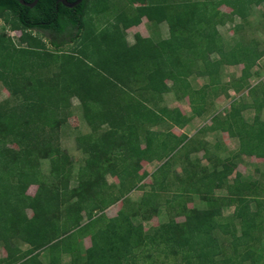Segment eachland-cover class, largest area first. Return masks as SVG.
Returning a JSON list of instances; mask_svg holds the SVG:
<instances>
[{"label": "trees", "instance_id": "obj_1", "mask_svg": "<svg viewBox=\"0 0 264 264\" xmlns=\"http://www.w3.org/2000/svg\"><path fill=\"white\" fill-rule=\"evenodd\" d=\"M219 1L227 4L230 12H222ZM219 1L187 2L168 8L153 0H133L136 13L128 16L122 12L125 28L141 24L146 17L155 22L169 20L178 34L174 30L170 39L158 45L137 34V42L128 45L116 31L102 34L89 29L87 14L92 8L98 12L100 2L83 0L68 7L59 0H38L31 7L20 0H0V19L23 30V41L27 43L12 51L9 40L0 34V79L12 95L24 98L13 111L0 112V242L8 251L5 264H63V254L71 255L70 264H137L140 248L150 258L153 249L160 250L166 258L176 257L171 264H264V181L248 180L237 172L229 182L237 167L233 162L236 157L245 154L264 161V86L256 95L253 122H247L242 115L249 104L235 100L228 117L213 116L212 125L205 129H222L238 137L240 147L233 157L213 155L208 142L196 144L187 134L172 131L174 127L184 129L193 117L208 112L210 100L220 94L229 95V90L243 92L254 75L253 68L264 57L259 41L239 40L228 48L217 29V23L223 24L234 16L245 20L252 6L264 0ZM42 38L49 42L50 49ZM71 42L78 44L76 53L63 55L56 51ZM56 63L57 72L51 70L48 78L35 77ZM227 65H243L242 74L224 82L221 72ZM29 69L32 76L26 75ZM20 74L25 76L18 79ZM132 74L142 76L145 84L137 88L127 85ZM194 75L208 82L194 89L190 82ZM137 89L149 92L150 97L133 96ZM169 92L189 97L191 117L179 107L155 109L147 104L150 100L157 105ZM70 94L80 97L91 121L94 117L105 118L112 125L85 148L90 157L80 170L77 185L66 180L52 189V184L40 176L38 165L40 157L52 153L53 138L44 126L56 121L51 114L66 106ZM63 96L64 103L60 104ZM164 124L165 130L154 128ZM9 143L17 148H11ZM202 146L203 157L217 167L204 169L201 178H197L195 167L199 165L194 162L183 170L185 175L174 172L179 184L173 198L167 201L172 207L178 204L177 212L185 216L184 221L172 218L151 231L134 222L139 209L146 212L144 219L148 220L158 213L160 196L170 187L167 176L172 165L183 159L189 161ZM110 155L120 162L108 167L103 158ZM143 161L162 162L149 174L153 180L145 191L141 188L145 179L141 174ZM107 173L120 178L119 195L107 192ZM32 184L38 185L34 195L28 193ZM224 187L228 194L216 196L215 190ZM138 189L143 190L138 206L137 202H128L117 216L109 218L105 214L109 206ZM196 194L203 196L208 207L187 205L186 199ZM227 205L235 207L230 216L223 214ZM62 206L66 214L59 217ZM83 212L88 217L86 222ZM81 235L91 238L84 255L79 247ZM13 237L29 244L30 249L22 251L12 242ZM227 241L231 243V253H226ZM47 249L50 258L43 262L39 255Z\"/></svg>", "mask_w": 264, "mask_h": 264}, {"label": "rangeland", "instance_id": "obj_2", "mask_svg": "<svg viewBox=\"0 0 264 264\" xmlns=\"http://www.w3.org/2000/svg\"><path fill=\"white\" fill-rule=\"evenodd\" d=\"M133 0H90L92 2H100L98 5V12H95L96 8H92L87 14V20L89 22V29L91 31L102 33L105 31L115 32V34L122 36L128 45H133L137 42V34H140L144 38H149L155 44H160L165 40L171 38L173 31L178 34L177 29L171 28V23L168 21L155 22L149 21L146 17L143 18V22L139 25H133L129 28H125L123 26L122 20V12H125L129 15H134L136 13L135 7L133 6ZM149 1V0H148ZM219 0H153V3L163 4L164 7L176 6L178 4H183L187 2H198L200 4L209 3V2H218ZM105 3V4H104ZM104 4V6H103ZM138 4V3H136ZM132 5V6H131ZM218 5L220 6V10L222 12H230L231 8L225 4L223 1H219ZM103 7L107 9H103ZM210 7V5H209ZM215 21L216 18H215ZM238 25L240 27H238ZM116 29V30H115ZM217 29L219 33L223 36L225 40V45L228 48L234 46L239 40L250 41L257 40L261 43V48H264V3L260 5H253L251 9V14L245 20L234 16V18L227 19L225 23L220 24L217 23ZM0 34L4 36L6 40H9L11 43V50L21 48L27 46V43L23 41L24 31L14 28L12 23H6L3 19H0ZM103 34V33H102ZM114 34V33H113ZM44 42H46L47 47L50 49L51 45L47 40L42 38ZM77 43H65L61 46L60 49H56L59 54H69V52L76 53ZM59 63L53 64L50 68H46L41 70L35 77L37 78L39 75L45 76L44 78H48L49 72L51 70L58 71ZM243 65H227L222 69V77L224 82H230L232 78L239 77L242 74ZM254 75L249 79V83L243 92H235L231 90L230 95L226 96L224 93L220 94L215 98V101L211 102L208 106V112H205L200 118H197L196 122L191 126H187V129L180 130L176 129V132L182 134V132H187V134L195 133L194 140L196 144L203 142H208L210 152L213 155H219L222 158L231 154L230 151L227 150H218L214 142L217 138H220L221 141L225 143L223 140V136L220 131L214 133H207V126L212 125L213 116L220 115L224 117H228L229 111L231 110V103L236 100V102H243L249 104V108H246L242 111V115L246 121L253 122L255 115L257 113L256 109V95L262 92V87L264 86V57L259 60L257 65L253 68ZM26 75L32 76L31 70L26 71ZM23 74L18 75V79H21ZM131 81L127 83L130 87L134 86L137 88L142 84H145L146 80L142 78V76H138L132 74ZM191 80L196 87H201L204 83L208 82L207 78H198L195 75L191 77ZM169 85H172L171 80H167ZM132 84V85H131ZM251 89V90H250ZM63 94V93H62ZM58 95H61L58 93ZM133 96L136 97H150L149 92L140 89L133 93ZM23 96L21 94L12 95V93L7 89L6 85L0 79V112L2 111H13L17 108V106L23 102ZM65 97L63 96V100L58 101L60 104L64 103ZM66 106H63L58 112L52 113L51 115L56 117L55 122H49L44 126V129L47 130L49 136L53 138V145L51 147V155L47 157H40L39 160V169L41 171L42 179L47 180L52 184V189L55 186H59L64 181H69L72 186L77 185L80 175V170L87 163L90 154L86 151V147L90 146L93 139L98 136L103 135L104 132L111 130L112 122L109 119L105 118H97L94 117L93 121L87 116L86 111L82 105V101L80 97L76 94H70L69 97H66ZM146 102V101H145ZM147 104L151 108L158 109L163 106L170 105L171 107H180L185 112H191V105L189 102V97H178L175 92L166 93L163 95V99L156 105L150 100L147 101ZM96 107V106H95ZM97 108V107H96ZM100 108V107H99ZM221 112V113H219ZM124 114V113H123ZM50 116V117H52ZM124 119H129L122 115ZM113 118V117H112ZM111 118V119H112ZM261 118L264 119V109L261 111ZM55 119V118H54ZM97 128V129H95ZM156 130H165L167 126L161 125L154 127ZM226 141H229L230 135L225 134ZM41 137L43 135L41 134ZM142 145L145 144V139L142 138ZM11 148H17L16 144L9 143ZM202 148L200 152L193 153L191 157H189V161L181 160V162L175 163L172 165V171L168 174L167 180L169 181L170 187L169 190L162 193L160 196V208L157 214L153 215L151 219H144V215L146 212L141 213L140 209L137 216L133 217L134 222L142 223L146 231H151L155 227L159 226L163 222H167L170 219L174 218L178 222H182L185 219V216L182 213H178V204L176 207H172L168 205V200L173 198L175 191L177 190L178 180L174 177V172H177L179 175H185L184 169L186 166H189L191 162L195 164L198 163V167H195L197 178H201L205 171L204 169L211 170L217 167L214 164V161L208 160L206 157H203V152L205 146ZM220 148V147H219ZM245 158L249 161L245 163ZM242 165L240 166V170L244 172L245 177H252L255 180L264 181V161L257 157H253L252 160L249 159V156L241 155L238 159L240 162L242 161ZM105 164L108 167H112L115 163H117L120 159L115 158L110 155V158H103ZM120 162V161H119ZM58 164L57 167L55 164ZM162 162L153 161V162H142L141 174L145 175V179L141 182L143 183L142 189L149 190L152 184L151 173L155 172L156 169L160 166ZM246 175V176H245ZM236 173L232 174L229 177V182H232L235 178ZM106 183L109 185L106 188L107 192L113 193L115 195H119L121 191L120 178L110 173H107L104 177ZM187 180V179H186ZM143 190H133L128 193L123 199L118 201L117 203L112 204L105 210V214L111 218L117 216L120 209L127 206L130 202H137L136 206L139 204V199L143 195ZM38 191V185L32 184L28 188V193L30 195H34ZM216 196H225L228 194V190L226 187L215 190ZM200 194L193 195L192 198L186 199L187 205L189 207H199L205 208L208 207L209 203L206 202L203 196ZM129 202V203H128ZM138 209V208H136ZM29 216L33 215V211L31 209L26 210ZM135 211V210H134ZM132 211L131 213H133ZM235 211L234 206H224L223 214L225 216H230ZM99 214H101V210H97ZM97 213V214H98ZM66 214V207L62 206L58 212L59 217H64ZM83 220L86 222L88 220L86 212H83ZM79 247L85 254L86 248L91 245L90 236H79ZM222 237V236H221ZM225 237H222L224 239ZM12 242L18 246L22 251H27L30 249V245L21 241L17 237L12 238ZM264 245V243H263ZM264 247V246H263ZM226 253H231L232 246L229 241L225 246ZM49 249L43 250L40 252V260L43 262L49 261ZM141 248L137 250V254L139 257H136L137 264H171L174 260H177L176 257L170 256V258H166L160 250H152V258L148 257L147 251H141ZM8 257V251L5 248L4 242H0V264H5L3 260ZM164 260L166 262L164 263ZM167 260H170L167 262ZM71 255L63 254L62 263L70 264ZM250 262H247L249 264Z\"/></svg>", "mask_w": 264, "mask_h": 264}, {"label": "crops", "instance_id": "obj_3", "mask_svg": "<svg viewBox=\"0 0 264 264\" xmlns=\"http://www.w3.org/2000/svg\"><path fill=\"white\" fill-rule=\"evenodd\" d=\"M196 76V75H195ZM196 77H198V78H201V77H199V76H196ZM190 82H191V84H192V88H194V89H200V88H202L203 87V85L205 84H203V85H201V87H196V86H194V84H193V82H192V80H191V78H190ZM207 83V82H206ZM230 92H231V90H229L228 91V93H229V95H230ZM169 93H171V92H169ZM225 94V93H224ZM177 95V94H176ZM226 95V94H225ZM229 95H226V96H229ZM178 96V95H177ZM186 97H188V96H185L184 98H186ZM212 101H215V98H213V99H211L210 100V102H212ZM189 102H190V99H189ZM190 105H191V103H190ZM168 107H170V108H175V107H171L170 105H168ZM178 107V106H177ZM180 108V107H179ZM181 109V108H180ZM181 111L186 115V116H188V117H191L192 115H193V108H192V105H191V112L192 113H190V112H185L184 110H182L181 109ZM230 112V111H229ZM219 113H221V112H219ZM222 114V113H221ZM221 114L219 115V116H221ZM222 117H224V116H222ZM197 118H200V117H198V116H195V117H193V119H192V121L188 124V125H186V127L184 128V129H180V128H178V127H174L173 129H172V131H173V133H175L176 135H180L179 133H177L176 132V129H180V130H185V129H187V126H191L192 124H194L195 122H196V120H197ZM247 122H249V121H247ZM249 123H251V122H249ZM218 131H220L221 132V134H222V136H223V140L225 141V143L226 144H224L222 141H221V139L220 138H217L216 140H215V142H214V145H215V147L219 150H227L228 149V151H230L231 152V154H229L228 156H226V157H224L223 159H225V158H227V157H233V154H235L236 152H237V150L239 149V147H240V139L238 138V137H235V136H231L227 131H223L222 129H220V130H207L206 132L207 133H214V132H218ZM182 133H185V134H187V132H182ZM196 133V132H195ZM195 133H193V134H187L188 136H189V138H194L195 137ZM225 134H229L230 135V139H229V141H226V136H225ZM220 147V148H219ZM219 150V151H220ZM245 155V154H244ZM247 156H249V159L250 160H252L253 159V157H256V156H250V155H246V157ZM241 157V155L240 156H238V157H236L235 159H234V163H236L237 164V167H236V169H235V171H234V173L233 174H235V173H237V172H240L241 174L243 173L244 174V172H242L241 170H240V166L242 165V162H243V159H242V161L240 162L238 159ZM257 158H259V157H257ZM248 159V158H247ZM246 158H245V163H247V161H249V160H247ZM259 159H262V158H259ZM263 160V159H262ZM242 174V175H243ZM246 176V175H245ZM243 177H244V175H243ZM246 179H248V180H252L253 178L252 177H245ZM234 209H235V207H234Z\"/></svg>", "mask_w": 264, "mask_h": 264}, {"label": "water", "instance_id": "obj_4", "mask_svg": "<svg viewBox=\"0 0 264 264\" xmlns=\"http://www.w3.org/2000/svg\"><path fill=\"white\" fill-rule=\"evenodd\" d=\"M20 1L23 4L28 5V6H31V7H34L37 4V2H38V0H34L33 2H27L25 0H20ZM82 1L83 0H75L73 2H70L68 0H59V2H62L63 4H65L68 7H74V6L78 5V4H80Z\"/></svg>", "mask_w": 264, "mask_h": 264}]
</instances>
